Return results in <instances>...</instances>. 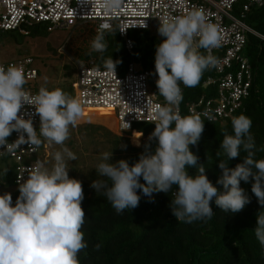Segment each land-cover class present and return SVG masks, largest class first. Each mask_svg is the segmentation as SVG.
<instances>
[{
  "label": "clouds",
  "instance_id": "obj_1",
  "mask_svg": "<svg viewBox=\"0 0 264 264\" xmlns=\"http://www.w3.org/2000/svg\"><path fill=\"white\" fill-rule=\"evenodd\" d=\"M111 31L110 24L100 25L89 54L107 51L105 32ZM158 33L164 40L156 46V85L166 104L157 105L153 117L155 129L149 142L156 141V147L152 150L151 143L147 144L131 165L127 159L113 163V152L102 153L95 166L99 178L90 186L106 197L118 214L138 207L141 193L154 202V193H170L175 186L169 206L178 220L188 223L210 218L213 201L225 213L242 211L251 197L241 187V181H254L252 193L264 206V159L255 158L251 118L245 114L234 117V135H223L220 149L228 160L240 156L242 150L246 155L235 167H229L221 159L222 174L214 184L204 163L190 148L198 147L205 120L197 113L186 116L179 113L183 100L181 84L188 88L197 86L203 73L218 64L212 54L222 43L218 27L208 21L203 10L197 9L184 16L160 20ZM119 62L110 57L104 66L116 72ZM26 83L23 66H0V147L9 153L23 143L38 147L42 143L40 137L63 145L70 137V128L77 126L82 115L81 102L60 88L49 90L45 86L32 96L24 88ZM24 105L34 106L39 115V136L32 117L25 119L20 114ZM204 115L213 121V117ZM13 131L19 137L9 143ZM220 155L218 151L217 156ZM53 159L51 168L37 161L27 170L29 176L19 184L14 205L11 193L0 194V264H79L78 255L87 247L82 231L85 194L82 181L70 177L68 167V162L77 160V156L64 147L54 153ZM189 168H195L196 174H190ZM217 184L222 185V190ZM254 232L264 246V212H258Z\"/></svg>",
  "mask_w": 264,
  "mask_h": 264
},
{
  "label": "trees",
  "instance_id": "obj_2",
  "mask_svg": "<svg viewBox=\"0 0 264 264\" xmlns=\"http://www.w3.org/2000/svg\"><path fill=\"white\" fill-rule=\"evenodd\" d=\"M245 20L253 29L264 34V4L260 7L252 6ZM84 24L71 29L74 33L79 30L78 34H84L75 50L77 63L105 67L104 61L112 57L114 61H120L116 66L120 72L126 71L134 62L141 69L152 71L158 79L155 73V52L156 46L163 42L164 37L159 40L155 35H150L149 30L130 31L133 49L128 50L118 30L112 29L111 32H105L107 51L89 54L91 42L98 31L94 25L84 29ZM26 29L27 34L18 30L0 33V43H20L27 36L42 37L51 32L48 24L44 22L33 23L26 26ZM200 51L207 54L203 49ZM246 53L255 70L249 95L241 107L226 117L213 121L202 117L205 120L202 138L198 147L190 146L191 150L198 154L199 161L204 163L206 174L214 184L222 174L219 168L221 159L228 163L229 167H235L246 155L242 150L240 156L228 160L220 149L223 135H234V117L245 114L251 118L250 132L256 145L255 158L264 159V40L249 34ZM214 74V69L209 68L203 73L197 86L188 88L181 84L183 105L201 97L206 100L216 98L218 82L205 84L209 76ZM100 112L99 115L104 113ZM139 124L143 126V139L139 146L131 144L130 136L111 140L118 148V154L112 158L113 163L127 159L131 165L139 159L147 144L151 143L152 150L155 149L156 141L149 142V135L155 129V123ZM140 135L134 132L133 140L138 142ZM40 139L41 151L46 140L43 137ZM72 142L68 141L69 144ZM218 151L221 153L220 157L217 156ZM91 156L90 160H96V164L100 162L101 156ZM4 169V172L0 171V191L15 185V165L6 164ZM189 173L195 175L196 169L189 168ZM141 182L143 183V178ZM253 182L251 179L247 183L241 181V187L251 197V202L239 213H225L213 201L214 212L210 218L188 223L178 220L169 206L172 193L176 191L175 186L170 193H154V202H150V198L141 193L138 207L118 214L106 197L95 193L89 181H82L85 194L82 207L86 214L82 231L87 247L78 255L79 264H264V246L260 244L254 232L257 214L264 212V206L258 203L257 197L252 193ZM217 187L222 190V185L217 184ZM10 193L13 200L19 196L18 188Z\"/></svg>",
  "mask_w": 264,
  "mask_h": 264
},
{
  "label": "built area",
  "instance_id": "obj_3",
  "mask_svg": "<svg viewBox=\"0 0 264 264\" xmlns=\"http://www.w3.org/2000/svg\"><path fill=\"white\" fill-rule=\"evenodd\" d=\"M263 4L264 0H116L115 3L113 0H0V33L18 30L27 34L26 26L38 22L47 23L50 31L70 30L84 23H92L98 31L101 24L108 23L111 29L118 30L126 48L132 50L130 31L149 30L153 25L160 26V20L164 18L203 10L208 21L218 27L222 37L221 46L212 50L218 61L217 66L213 67L215 74L205 82L206 85L218 82V96L210 100L201 97L184 105L182 100L179 113L181 116L197 113L204 118L207 113L213 120H217L241 107L250 93L255 70L246 53L248 36L253 34L264 40V34L253 29L245 18L252 6L260 7ZM33 63L34 58L28 55L0 60V66H23L27 80L24 88L35 96L37 93L33 82L39 71ZM78 66L79 73L73 89L83 111H105L115 118L121 132H131V139L134 132L141 134L138 138L141 143L143 133L134 129L135 125L155 123L153 117L156 106L166 104L164 97L158 93L156 75L141 69L134 62L124 72L117 68L115 72L105 67L79 63ZM20 114L25 119L32 117L39 136L40 118L35 113V107L24 105ZM18 137L19 133L13 131L8 142H15ZM39 151V146L30 143L21 144L11 153L5 151V147H0V165H15V184L18 189L19 184L29 176L27 170L36 163L26 162V157Z\"/></svg>",
  "mask_w": 264,
  "mask_h": 264
},
{
  "label": "rangeland",
  "instance_id": "obj_4",
  "mask_svg": "<svg viewBox=\"0 0 264 264\" xmlns=\"http://www.w3.org/2000/svg\"><path fill=\"white\" fill-rule=\"evenodd\" d=\"M92 23H85L84 29L91 27ZM159 26H151L150 35H155L159 40L163 37L158 33ZM77 30V33L70 29H58L51 31L47 36L30 37L27 36L20 43L12 41L0 43V60L6 61L14 59L18 56L28 55L34 58L33 66L38 69L39 75L33 82L34 89L39 91L41 86L47 87L49 90L60 88L69 96L75 98L73 83L77 80L79 66L75 60V50L79 41L84 38V34ZM99 112L83 111L78 120L77 126L70 128L72 130L71 139H67L63 145H58L46 140L45 147L37 154L26 157V162H43L45 166L51 168L54 163V153L62 151L64 147L74 152L77 160L69 161V176L80 179L81 181H89L98 179L95 170L96 160L91 155L101 156L104 152H113V156L118 154V148L111 142L116 137L123 138L130 136L131 132H121L117 127L115 118ZM136 129L142 130V125L136 124ZM82 130L83 132H79ZM143 139L141 137L140 141ZM72 140V144L68 141ZM131 144L138 146L141 143L135 142L130 138ZM0 171L5 169L0 165ZM17 188L16 184L0 191V194L13 192ZM95 193L96 190L94 189Z\"/></svg>",
  "mask_w": 264,
  "mask_h": 264
}]
</instances>
